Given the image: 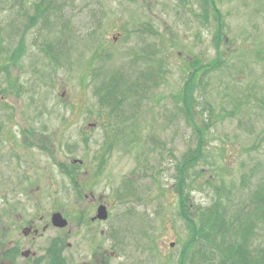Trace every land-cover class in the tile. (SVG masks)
<instances>
[{
  "label": "rangeland",
  "instance_id": "obj_1",
  "mask_svg": "<svg viewBox=\"0 0 264 264\" xmlns=\"http://www.w3.org/2000/svg\"><path fill=\"white\" fill-rule=\"evenodd\" d=\"M200 4L0 0L7 225L53 211L93 215L94 194L108 206L99 230L108 258L117 254L111 264H202L218 258L217 245L193 241L184 216L197 221L222 199L230 222H254L248 252L263 259L255 196L264 181V0H215L208 20ZM97 70L124 72L115 113L94 91ZM183 105H192L195 122ZM198 135L204 157L195 162ZM70 253L84 259L83 248Z\"/></svg>",
  "mask_w": 264,
  "mask_h": 264
},
{
  "label": "flooded vegetation",
  "instance_id": "obj_2",
  "mask_svg": "<svg viewBox=\"0 0 264 264\" xmlns=\"http://www.w3.org/2000/svg\"><path fill=\"white\" fill-rule=\"evenodd\" d=\"M87 172L84 170V173ZM91 183L77 185L82 192ZM91 195L89 205H94L95 213L90 216H85L84 211H81L79 216L69 218L61 211H53L48 218L21 215L15 225L10 226L7 225L6 216L0 215V264H111V258L117 254L110 251L108 258L109 250L102 243L103 236L107 234L99 230L101 224L109 218V213L106 219L98 218V209L104 206L108 211V206L102 196L97 198ZM87 197L85 195V200ZM1 200L5 201L6 198L2 197ZM57 213L67 221L65 226L54 224L53 217ZM79 231H82L83 239L71 242ZM13 232L15 237L9 239L8 236ZM78 247L84 249V259L80 262L76 260V255L70 253L71 249Z\"/></svg>",
  "mask_w": 264,
  "mask_h": 264
},
{
  "label": "trees",
  "instance_id": "obj_3",
  "mask_svg": "<svg viewBox=\"0 0 264 264\" xmlns=\"http://www.w3.org/2000/svg\"><path fill=\"white\" fill-rule=\"evenodd\" d=\"M200 5L202 7V15L208 20V4L212 3L213 7H215V0H200ZM215 19H219L218 9H215ZM206 21V19H205ZM207 22V21H206ZM222 25V24H221ZM154 32V31H153ZM155 33V32H154ZM220 39L223 40V37L220 35ZM224 62L218 61V63L214 66V68H219L222 66ZM209 69V68H207ZM110 71L103 72L102 70H97L96 75L93 77L95 81H98L94 87V91L100 97V102L104 104V101L108 103V107L112 111V113L117 112V110L121 106L122 99L121 95H124L123 92L126 89V86H123L122 80H124V72L117 73H109ZM117 74V75H116ZM121 82V83H120ZM128 91V90H127ZM186 92V91H185ZM182 99V97H181ZM184 100V96H183ZM186 101V99H185ZM182 110L184 114H190L191 117L189 121L195 122L196 116L193 114L192 105L190 107L188 105H183ZM186 109V110H184ZM199 131L201 129L199 128ZM199 136L200 144L195 151H192L191 156H193L192 160L195 161L198 159H202L204 157V137L202 135ZM196 162V161H195ZM177 190V189H176ZM178 191V190H177ZM255 200L259 201V204L256 206L257 209L260 208L262 215H260L259 210L255 213L258 218L264 219V181L263 185L260 188L259 192L255 196ZM187 201V196H186ZM181 211L186 214L187 212V203L183 204V201L180 202ZM229 207L226 201H222V199H217L211 206L208 208L202 209L199 215V219L196 221L191 216L188 218L186 214L184 218L189 222L190 226L193 228L192 240L197 241L201 246L203 245H217L218 250V258L216 257L214 260H203L202 264H264V251H263V259L259 254L254 255L253 253L248 252V245L246 235L254 233V222L245 221L240 217H233L231 222L228 220L229 217ZM189 209V208H188ZM259 213V214H258ZM181 214V212H180ZM260 215V216H259ZM259 216V217H258ZM236 222V223H234ZM238 223V226L236 224ZM256 224V223H255ZM191 245H192V241ZM194 244V243H193ZM199 249V248H198ZM214 255V254H213Z\"/></svg>",
  "mask_w": 264,
  "mask_h": 264
},
{
  "label": "water",
  "instance_id": "obj_4",
  "mask_svg": "<svg viewBox=\"0 0 264 264\" xmlns=\"http://www.w3.org/2000/svg\"><path fill=\"white\" fill-rule=\"evenodd\" d=\"M107 217H108V212H107L106 208L104 206L100 207L98 209V218L106 219ZM53 222H54L55 225H58V226H61V227L65 226L67 224V221L64 220L62 215L59 214V213L54 215Z\"/></svg>",
  "mask_w": 264,
  "mask_h": 264
}]
</instances>
